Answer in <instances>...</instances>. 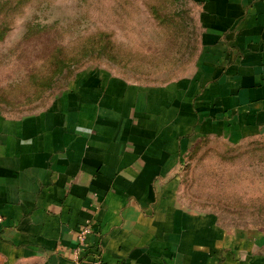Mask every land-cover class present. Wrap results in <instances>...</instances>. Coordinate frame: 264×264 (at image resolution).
Wrapping results in <instances>:
<instances>
[{"label": "crops", "instance_id": "0c3cea01", "mask_svg": "<svg viewBox=\"0 0 264 264\" xmlns=\"http://www.w3.org/2000/svg\"><path fill=\"white\" fill-rule=\"evenodd\" d=\"M189 1L190 76L91 70L44 110L0 112V264H86L98 246L104 264H264V233L187 207L178 176L198 141L264 134V0Z\"/></svg>", "mask_w": 264, "mask_h": 264}, {"label": "rangeland", "instance_id": "374dc122", "mask_svg": "<svg viewBox=\"0 0 264 264\" xmlns=\"http://www.w3.org/2000/svg\"><path fill=\"white\" fill-rule=\"evenodd\" d=\"M196 15L189 0H0V112L44 110L91 70L143 85L190 76ZM178 176L187 207L264 233V134L198 141Z\"/></svg>", "mask_w": 264, "mask_h": 264}, {"label": "built area", "instance_id": "2783aa9c", "mask_svg": "<svg viewBox=\"0 0 264 264\" xmlns=\"http://www.w3.org/2000/svg\"><path fill=\"white\" fill-rule=\"evenodd\" d=\"M91 229H92L91 226L88 225L82 230H80L79 235H78V241H79L80 246L85 245V238L91 233L92 231ZM79 253H80V249H78V254ZM88 255L90 259L87 260L86 264H104L102 260V256H101L102 251H101L100 246L90 249Z\"/></svg>", "mask_w": 264, "mask_h": 264}, {"label": "trees", "instance_id": "16d2710c", "mask_svg": "<svg viewBox=\"0 0 264 264\" xmlns=\"http://www.w3.org/2000/svg\"><path fill=\"white\" fill-rule=\"evenodd\" d=\"M96 51H94V53H95ZM99 52V51H98Z\"/></svg>", "mask_w": 264, "mask_h": 264}]
</instances>
